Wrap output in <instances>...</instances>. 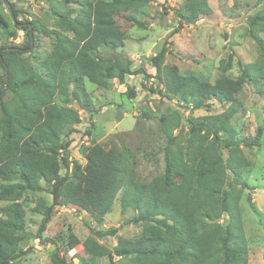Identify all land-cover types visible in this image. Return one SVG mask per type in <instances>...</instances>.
Returning a JSON list of instances; mask_svg holds the SVG:
<instances>
[{"label": "trees", "instance_id": "16d2710c", "mask_svg": "<svg viewBox=\"0 0 264 264\" xmlns=\"http://www.w3.org/2000/svg\"><path fill=\"white\" fill-rule=\"evenodd\" d=\"M158 1L86 0L75 16V9L55 13L66 34L43 29L55 36V44L41 68L22 58L30 53L34 34L41 30L37 22L25 28L30 43L0 48L6 71L0 90V181L4 182L0 202H8L0 205V264H17L22 257L26 211L20 199L27 191L44 190L42 182L52 187L53 196L42 227L55 206L86 211L102 225L118 199L122 214L129 209L136 213L132 224L145 225L140 239L120 237L113 249L104 246L101 238L116 231L93 229V236L82 245L95 263L107 258L114 264L118 257L126 264H250L240 202L244 190L253 188L247 181L251 165L242 146L260 147L262 132L253 140L240 141L233 119L243 107L237 94L245 84H252L256 94L264 97V0H256L260 8L248 18L257 59L241 64L238 79L223 75L210 83L180 75L176 66L164 65L165 45L152 59L155 78L163 85V89L151 88L152 92L193 111L209 108L213 102L226 107L218 114L190 118L187 127L177 111L160 118L161 132L166 136L162 174L149 183L140 182L129 152L100 145L88 148L84 167L75 162L69 172L65 152L70 143H61V136L81 123L80 112L70 107L71 103L91 111L85 80L106 87L112 79L123 84L126 75L138 74L130 60L117 52L124 48L127 34L120 22L136 24L134 14ZM233 1L237 4L239 0ZM212 13L209 0H185L175 12L187 24H196L200 17ZM0 26L7 28L1 15ZM101 48L114 51L113 56H98ZM232 65L231 56L222 61V72ZM8 92L13 96L5 100ZM131 95L134 98L136 94ZM58 96L62 98L60 104L56 102ZM61 169L66 174H61ZM248 200L251 202V195ZM42 208L38 206L33 212L40 214ZM225 215L228 221L224 225L221 219ZM51 241L55 247L52 264H74L73 259L64 257L60 246L62 242L70 251L80 245V240L71 234L68 241L64 235ZM79 260V264H89Z\"/></svg>", "mask_w": 264, "mask_h": 264}, {"label": "rangeland", "instance_id": "374dc122", "mask_svg": "<svg viewBox=\"0 0 264 264\" xmlns=\"http://www.w3.org/2000/svg\"><path fill=\"white\" fill-rule=\"evenodd\" d=\"M63 1L0 0V15L7 22V28L0 26V48L21 47L30 43L25 28L29 23L37 22L41 30L34 34L35 42L30 53L23 54L22 58L41 68V62L55 44V36L45 34L43 29L49 32L63 31L66 34V29L61 26V19L55 13L75 9L77 12L72 15L75 16L81 9V3L86 0H69L67 4ZM184 2L185 0H159L134 14L136 24L121 20L127 34L124 48L117 52L130 60L138 74L126 75L123 84L118 79H112L106 87H98L85 80L91 111L82 110L77 102H72L70 107L80 112L81 123L69 127L61 136V143H70L67 154L65 152L70 163L69 172L75 162L82 167L86 165L89 147L100 145L107 150L116 147L131 154L136 180L149 183L162 174L165 168L166 136L161 132V117L177 111L187 127L190 118L218 114L226 108L213 102L209 108L193 111L177 100L169 101L152 92L151 88L158 86L163 89V85L155 78L156 69L152 65V59L165 45L167 54L164 65L176 66L180 75L194 76L210 83L223 75L233 80L238 79L242 74L241 64L253 63L257 59V44L249 36L248 18L260 5L256 0H239L237 4L233 0H209L213 13L200 17L196 24H187L175 14ZM113 54L114 51L101 48L97 55L111 58ZM231 56L233 65L223 73L221 63L227 62ZM5 73L0 58V90ZM132 92L136 94L134 98H131ZM12 96L8 92L5 100ZM237 98L243 103L233 119L239 140H253L259 131L262 132L260 147L249 149L242 146L251 165L247 181L253 190H244L240 208L249 263L264 264V97L257 95L253 85L247 83L237 94ZM56 102L60 104L62 98L58 96ZM60 153L63 155V151ZM66 172L65 169L60 170L61 174ZM3 183L0 181V185ZM42 185L44 190L27 191L20 199L26 211V237L20 244L23 255L17 264H52L51 253L55 247L51 239L57 240L59 235L66 236L68 241L69 236L74 234L80 240V245L70 252L65 250L61 242L62 254L68 261L73 259L74 264L80 263V260L75 263V259L79 258L87 260L89 264L95 263V259L82 245L85 239L93 236V229L116 231L115 234L101 238V243L109 249L118 244L120 237L129 240L142 237L145 225L132 224L136 213L129 209L122 214L119 199L102 225L96 224L86 211L55 206L49 222L42 227L45 209L53 204L52 187L45 182ZM249 195L251 202L248 200ZM6 204L8 202H0L1 206ZM38 206L43 207L40 214L33 212ZM227 221L228 217L225 215L221 223L225 225ZM41 228L43 230L40 231ZM95 264L112 263L105 258L101 263ZM114 264L126 262L115 257Z\"/></svg>", "mask_w": 264, "mask_h": 264}, {"label": "water", "instance_id": "95a60500", "mask_svg": "<svg viewBox=\"0 0 264 264\" xmlns=\"http://www.w3.org/2000/svg\"><path fill=\"white\" fill-rule=\"evenodd\" d=\"M76 262L79 263V259H75V263H76Z\"/></svg>", "mask_w": 264, "mask_h": 264}, {"label": "crops", "instance_id": "0c3cea01", "mask_svg": "<svg viewBox=\"0 0 264 264\" xmlns=\"http://www.w3.org/2000/svg\"><path fill=\"white\" fill-rule=\"evenodd\" d=\"M70 251H71V250H70ZM70 251H69V252H70ZM64 257H65V256H64Z\"/></svg>", "mask_w": 264, "mask_h": 264}]
</instances>
